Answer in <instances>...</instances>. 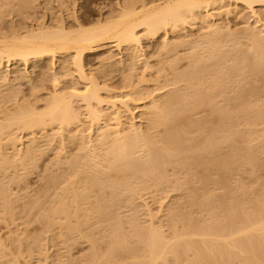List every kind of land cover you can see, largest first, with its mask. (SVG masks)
Masks as SVG:
<instances>
[{
    "label": "bare ground",
    "instance_id": "obj_1",
    "mask_svg": "<svg viewBox=\"0 0 264 264\" xmlns=\"http://www.w3.org/2000/svg\"><path fill=\"white\" fill-rule=\"evenodd\" d=\"M35 4L25 0L20 9ZM12 6L0 0V15ZM119 8L91 24L61 19L0 35V211L15 222L37 209L40 234L52 232L23 253L47 261V246L63 239L61 260L49 264H264V0H130ZM220 17L242 20L244 32L225 31ZM197 25L205 30L197 38L168 35ZM144 36H163L160 51L170 54L156 67L153 89L144 85L155 68ZM112 46L128 51L127 60L102 58L129 68L121 93L86 69L88 53ZM137 61L145 68L133 81ZM17 63L54 74L53 89L43 95L41 81L25 95L20 86L32 75L10 69ZM64 76L73 85L62 84ZM146 98L139 124L131 106ZM78 139L79 153L64 157ZM48 149L68 167L51 177L52 196L19 209L11 185ZM169 190L182 199L158 212L138 202ZM84 243L88 253L73 258Z\"/></svg>",
    "mask_w": 264,
    "mask_h": 264
},
{
    "label": "rangeland",
    "instance_id": "obj_2",
    "mask_svg": "<svg viewBox=\"0 0 264 264\" xmlns=\"http://www.w3.org/2000/svg\"><path fill=\"white\" fill-rule=\"evenodd\" d=\"M13 2V6L9 9H6L5 14L0 15V35L5 32L10 31L11 27L17 26L22 30L30 28L32 25H37L42 22H47L50 25L56 24L59 20L64 19L68 26H75L78 24V21L82 24H91L99 20H106L112 15L119 12V4H124L126 1L130 0H67L69 7L66 8L60 0H36L35 6L25 8L24 10L20 9L22 3L25 0H1V2L7 4L8 2ZM152 1V0H148ZM220 23L223 29L227 32L234 34H241L244 32L246 27L245 23L242 20L232 17L219 18L216 21ZM205 30L201 25H197L195 29H192L191 26H188L186 29L180 33H173L172 31L168 32V35L172 40H189L191 38H197L200 34L204 35ZM164 35V33H163ZM163 36L153 39L151 37L144 36L142 39L141 48L145 51L150 57L153 66V70L147 71V75L152 74V80H149L144 83L150 89H153L156 86V77L155 70L159 66L160 60L170 58V54L161 53V44ZM189 47L181 46L178 48L179 52L185 53ZM115 55V58L118 60L128 59V51L126 49L119 50L115 46H112L106 50H98L96 52L88 53L86 57V69L87 71H94L98 82L103 86H108L118 93L128 91L129 88L126 87V77L129 76L130 70L126 66L123 68V65L117 63L114 66L106 65L102 61V58L106 55ZM61 61H64V58L59 57ZM59 59L57 64H59ZM180 66L185 65V61L179 63ZM8 68V67H7ZM6 68V69H7ZM144 66L141 61H137L134 65V80H137L139 74L143 73ZM10 69H20L21 71H28L32 75L31 82L24 81L22 86H20L22 92L25 95H30L31 91L35 88L36 84L45 81V85L41 87V92L43 95H46L49 91L53 89V82L51 79L54 78V74H49L43 76L41 69L34 67L33 64L26 66L23 63L13 64ZM77 75V73H75ZM138 75V77L136 76ZM72 76L61 77L62 84H72ZM82 86H79V89L82 90ZM165 92V89H162L160 93ZM104 95H107V92L104 90ZM158 93V92H157ZM149 99H143L132 104L131 108L133 109V115L131 118H135L134 121L139 124H144L142 121V110L143 103L147 102ZM85 115H83L84 118ZM128 119V121L131 120ZM20 136H23L24 133L19 132ZM86 136H89V132L85 133ZM31 136V135H28ZM80 140L78 139L76 143L71 144L63 153L64 157L72 156L79 153ZM57 152L55 150H46L44 154L38 159L37 165L31 170V173L28 174L24 180L17 181L11 185L13 192V198L19 196V201H13L14 205L18 206L19 209L22 206H25L32 198L41 196L44 192L47 195L52 196L55 191V182L51 180L53 175L62 174L68 167L66 163H58L56 161ZM55 162V164H54ZM108 191V190H107ZM182 199V193L178 191H165L158 194L157 196L151 193L143 194L138 202L144 206L151 207L154 211L158 212L162 208L172 205L174 203L180 202ZM128 211L127 208L122 210L123 215ZM37 209L32 212H28L27 209L23 210L20 214L17 215L16 221L14 222L10 214H1L0 211V264H4L6 261H10V264H49L52 261H59L57 259L58 253L62 251L65 252L64 245L61 242L63 239H60L57 242L58 245L49 244L47 246V252L51 258L47 261L39 260L37 252L35 256H32L29 253H23L24 250H27L29 247L30 240L36 236H46L51 235L52 232L42 233L43 224L38 221ZM147 217L142 215L141 219H146ZM162 224L166 225L164 228L168 230V222L162 220ZM164 227V226H163ZM59 234V231H56ZM102 248H105V244H101ZM3 249V250H2ZM35 250V248H34ZM89 250V244H78L72 248L70 254L73 258L78 259L82 254H87ZM67 260V259H66Z\"/></svg>",
    "mask_w": 264,
    "mask_h": 264
}]
</instances>
